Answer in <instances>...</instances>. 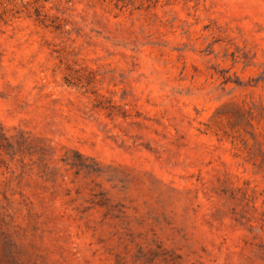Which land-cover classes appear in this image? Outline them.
<instances>
[{
  "label": "rangeland",
  "instance_id": "rangeland-1",
  "mask_svg": "<svg viewBox=\"0 0 264 264\" xmlns=\"http://www.w3.org/2000/svg\"><path fill=\"white\" fill-rule=\"evenodd\" d=\"M0 264H264V0H0Z\"/></svg>",
  "mask_w": 264,
  "mask_h": 264
}]
</instances>
